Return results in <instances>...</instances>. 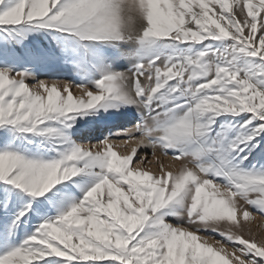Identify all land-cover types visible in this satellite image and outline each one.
I'll use <instances>...</instances> for the list:
<instances>
[{"label": "snow or ice", "instance_id": "6c2138e0", "mask_svg": "<svg viewBox=\"0 0 264 264\" xmlns=\"http://www.w3.org/2000/svg\"><path fill=\"white\" fill-rule=\"evenodd\" d=\"M255 214L264 0H0V264H264Z\"/></svg>", "mask_w": 264, "mask_h": 264}, {"label": "rangeland", "instance_id": "374dc122", "mask_svg": "<svg viewBox=\"0 0 264 264\" xmlns=\"http://www.w3.org/2000/svg\"><path fill=\"white\" fill-rule=\"evenodd\" d=\"M40 78H46V77H40ZM61 78H63V77H61ZM31 82L32 81H29V83H31ZM119 150L123 152V149H119ZM161 159L165 163V166L167 167L168 164L170 163L169 159L167 157H161ZM149 160H151L150 155H149ZM146 167L150 168V170H152L153 172L158 171L157 167L153 164H147ZM172 222L173 223H179V221H175V220H173ZM250 226H251L253 232L257 233V239L264 238V217H261L259 214H255V219H253L251 221ZM217 239H220V237L219 236H213L211 238L210 242H212V240H217Z\"/></svg>", "mask_w": 264, "mask_h": 264}]
</instances>
